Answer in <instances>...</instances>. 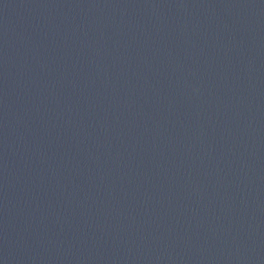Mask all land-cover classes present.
<instances>
[{"label": "water", "instance_id": "95a60500", "mask_svg": "<svg viewBox=\"0 0 264 264\" xmlns=\"http://www.w3.org/2000/svg\"><path fill=\"white\" fill-rule=\"evenodd\" d=\"M0 264H264V0H0Z\"/></svg>", "mask_w": 264, "mask_h": 264}]
</instances>
